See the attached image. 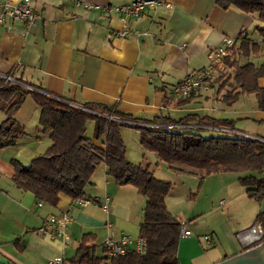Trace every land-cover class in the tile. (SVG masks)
Segmentation results:
<instances>
[{
	"label": "crops",
	"instance_id": "0c3cea01",
	"mask_svg": "<svg viewBox=\"0 0 264 264\" xmlns=\"http://www.w3.org/2000/svg\"><path fill=\"white\" fill-rule=\"evenodd\" d=\"M74 1L32 0L37 17L25 34L21 33L20 21L7 20L11 29L0 22V74L12 73L30 87L76 104L109 103L148 119L157 115L177 119L189 113L228 118L233 121L232 128L264 138V107L257 106L253 92L240 94L230 104L221 99L226 86L218 83L208 91L193 92L184 98L172 93V85L187 72L207 65L208 50L219 45L224 36L235 40L234 48L244 35L260 43L255 26L264 22L257 23L256 13L233 5L224 8L215 0H156L155 6L145 8L129 22L143 32L140 36H119L111 33L112 27L120 26L115 15ZM79 1L116 5L131 0ZM231 59L257 65L263 60V51L249 55L231 52L227 61L230 66ZM257 82L264 88V76ZM28 96L14 113L15 118L23 114L19 110ZM0 111L3 112L1 106ZM187 123L203 129L212 125L195 119ZM46 134L39 125L32 131L23 128L14 144L0 147V264H49L54 256L69 258L83 233L93 234L88 243L96 245V254H102L100 242L109 231L116 236L138 235L145 196L131 184L116 183L102 162L96 165L91 183L84 188V197L88 198L84 203L59 193L58 201L49 204L15 185L10 159L28 163L40 153L32 146L33 140ZM90 138L103 147V137ZM147 160L143 157L139 162L149 164L154 173ZM167 169L177 176L164 198L165 204L190 230V235L178 237L177 264H264V240L246 243L240 237V232L258 220L256 214L264 210V193L260 200L248 197L237 180L249 171L209 173L190 197L198 176L180 165L167 164ZM215 174L219 175L216 180L227 177V183L218 180L214 189L226 187V191L213 194V190L205 189L211 184L207 178ZM105 196L106 210L101 207ZM169 205L176 206L174 212ZM58 212L70 217L67 244L60 236L37 231L49 215ZM206 234L209 238H204Z\"/></svg>",
	"mask_w": 264,
	"mask_h": 264
},
{
	"label": "trees",
	"instance_id": "16d2710c",
	"mask_svg": "<svg viewBox=\"0 0 264 264\" xmlns=\"http://www.w3.org/2000/svg\"><path fill=\"white\" fill-rule=\"evenodd\" d=\"M215 1L224 8L233 5L244 12L256 13L258 19L264 20V0ZM255 29L261 36L260 43L244 35L236 48L232 45L229 49L242 55L262 50L263 60L256 65L251 61L239 63L231 59L230 64L234 67L231 74L216 78L218 86L229 85L221 95L227 104L240 94L253 92L257 106L264 107V88L257 82L258 77L264 76V25H256ZM228 59L226 56V62ZM26 95H30L38 106V125L42 131L48 132L50 141L45 150L31 157L28 163L10 159L14 168L12 180L16 186L29 190L49 204L58 201L59 193L83 197L96 165L102 162L106 173L116 183L131 184L145 196L143 216L138 226V235L146 241L143 253L128 250L122 255L110 256L102 248V254H96V245L88 243L93 240V234L83 233L75 253L67 258L72 264H177L176 247L181 222L168 210L164 200L172 182L155 176L149 164L134 163L126 158L120 132L122 125L137 128L142 147L154 151L158 159L169 166L192 167L198 176L196 191L209 173L249 171L237 177L246 195L260 200L264 193V138L230 131L203 135L200 132L203 128L175 126L195 119L198 123L232 128L231 119L199 117L191 113L177 119L163 115L141 118L109 103L82 101L76 104L66 97L30 87L12 73L0 74V106L4 112L0 121V147L14 144L22 132L23 126L14 113ZM89 119L94 120V136L103 137V147L95 145L86 135ZM196 191L191 192L190 197ZM256 218L264 226V210L259 211Z\"/></svg>",
	"mask_w": 264,
	"mask_h": 264
},
{
	"label": "built area",
	"instance_id": "2783aa9c",
	"mask_svg": "<svg viewBox=\"0 0 264 264\" xmlns=\"http://www.w3.org/2000/svg\"><path fill=\"white\" fill-rule=\"evenodd\" d=\"M76 4H82L86 7L99 8L108 15H115L117 21L120 22L119 27H112L111 33L119 36H126L130 33L140 36L143 32L138 28H135L129 24L132 18H137L147 7L155 6L156 0H131L124 4H89L81 2L79 0L74 1ZM37 17V12L34 10L32 0H0V22H2L7 29H11V25L7 20L20 21L23 24L22 34L27 32V29L34 23ZM235 40L231 37L224 36L221 43L215 47H212L207 52L208 63L207 65L187 72L180 80L172 85V93L179 98H184L193 92L208 91L218 82L216 78L228 75L231 70L229 64L226 62V56H229L231 50L229 49L234 45ZM151 125H168L174 124H153ZM178 127H197L196 124L185 123L175 124ZM209 128H216L221 131H230L243 135L239 130L229 127L208 125ZM77 203H84L88 201L86 197H74ZM222 202V200H220ZM102 209H107V197L105 196ZM70 220L69 214L66 212H58L49 215L42 226L37 228L38 232L48 234L49 236H60L64 244L69 241V236L66 233V226ZM190 235V230L185 228L181 223L179 236ZM246 243L264 240V226L260 220H256L251 226L240 232ZM204 238H209V235H204ZM101 248H104L108 255H122L128 250H135L143 253L146 249V241L144 237L139 235L132 236L127 233H120L119 236L109 231L100 242ZM49 264H72L67 258L63 256H54L49 260ZM79 264V263H77Z\"/></svg>",
	"mask_w": 264,
	"mask_h": 264
},
{
	"label": "rangeland",
	"instance_id": "374dc122",
	"mask_svg": "<svg viewBox=\"0 0 264 264\" xmlns=\"http://www.w3.org/2000/svg\"><path fill=\"white\" fill-rule=\"evenodd\" d=\"M259 21L262 23L264 22V20L258 19L257 21L258 24H259ZM260 25H263V24H260ZM230 70L232 71L234 70L233 65L230 66ZM225 86L226 87L224 88L223 92H225V90L229 88V85L225 84ZM27 98L28 99L24 102V105L21 107V111L19 110V112H23V114L21 115L20 119H18L17 117L16 118L18 119V121L20 122V124L23 126L25 130L32 131L33 129H35V127H38V117H37L38 109L34 101L32 100V98L30 97V95ZM2 118H3V112L0 111V121L2 120ZM93 130H94V120L89 119L86 123V135H88L89 137L93 136L94 135ZM220 131L221 130H218L216 128L200 130L201 134L203 135H207L210 133H219ZM121 136H122V139L125 145V154H126L127 159H129L130 161L134 163H140L139 161L143 160V157H147L148 159L147 161H151L150 166L151 168H153L155 176L157 175V177L170 180L171 182L176 181L177 175L174 174V172H171L169 169L166 170L167 164L164 161L158 159L154 151L147 150L142 147V145L139 142V130L137 128H134L128 125H122L121 126ZM49 141H50L49 137L46 134V135L41 136L40 138L34 139L32 146L36 147L37 151H40V153H42L47 147V145L49 144ZM175 165H180L184 169H188V170L192 169V167L181 165V164H175ZM217 176L219 175L217 174L210 175L207 178V180L209 179L211 184L209 186L205 185V189L213 190V194L226 191V187L223 189H214L213 185L217 183L218 180H220V179L216 180ZM196 179L197 177H195V180ZM197 182H198V179H197ZM222 182L227 183V177H225L224 179H221L220 183ZM233 184L235 183L233 182ZM194 186L192 188V191H196L195 190L196 187ZM168 199H170V197H168ZM183 200L184 199L182 198L181 201ZM169 208L174 212L175 211L174 209L176 208V206L169 205Z\"/></svg>",
	"mask_w": 264,
	"mask_h": 264
}]
</instances>
